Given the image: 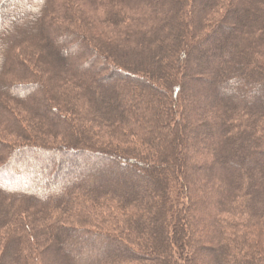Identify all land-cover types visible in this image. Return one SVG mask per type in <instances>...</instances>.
<instances>
[{"label":"trees","instance_id":"16d2710c","mask_svg":"<svg viewBox=\"0 0 264 264\" xmlns=\"http://www.w3.org/2000/svg\"><path fill=\"white\" fill-rule=\"evenodd\" d=\"M0 264H264V0H0Z\"/></svg>","mask_w":264,"mask_h":264},{"label":"rangeland","instance_id":"374dc122","mask_svg":"<svg viewBox=\"0 0 264 264\" xmlns=\"http://www.w3.org/2000/svg\"><path fill=\"white\" fill-rule=\"evenodd\" d=\"M248 14H254V15H257L258 13H259V11H258V9H257V7H254V8H252V7H248L247 8V11H246ZM231 26H233V24L231 25ZM227 32V29H224L223 30V32L221 33V34H219L218 36H216V41H222V37H224V34ZM67 52H68V50H67ZM202 53H205V51L204 50H202ZM116 79H123V80H126V79H128V77H120V78H116ZM186 84L188 85L189 84V81H186ZM191 85V84H190ZM194 91V90H193ZM33 92V91H32ZM193 93H196V92H193ZM192 93V91H191V93H190V97L188 98V104H196L197 102H198V98H195ZM226 93L227 92H220L219 94L221 95V96H224V95H226ZM193 94V95H192ZM239 95H242V96H244V94L241 92ZM193 127V124H191V123H189L188 124V126L186 125H184V123H183V126H182V130L180 131V136L179 137H176V143L179 145V148H182V149H184V148H186V147H189V151H188V154H192V156H193V153H194V151H196L195 149H197V146H198V144H196V141H191V140H189L188 138H187V128H192ZM184 138H186L187 139V143L185 144V143H183V139ZM220 144V143H219ZM185 146V147H184ZM187 153V152H186ZM180 155V157H182V160H185L184 158H185V156L183 155V154H179ZM68 160H69V162H71V164H73L72 165V167L74 166V165H77V164H79V162H80V166H81V168L82 167H84V168H86L87 166H90L89 164L90 163H88L87 161V164H86V162H84L83 160H79V159H77V160H74V161H70V159H72V158H70V157H68L67 158ZM187 160V159H186ZM71 168V167H70ZM83 168V169H84ZM101 169H104V168H101ZM78 172V171H77ZM164 176V173L163 172H161V171H158V172H155L154 174H152V179H162V177ZM138 177V179H139V181H140V183L141 184H145V182H146V180L142 177V175L140 174V175H138L137 176ZM190 177H192V179H194V183H196L197 184V186L199 187V184L202 182V178L203 177H200V178H197V177H194L193 176V174H190ZM200 187H201V184H200ZM204 198H205V196L204 195H200V194H198V195H196V200L197 201H203L204 200ZM198 206V205H197ZM194 207L193 209H194V211H195V214L196 215H200V214H202V208L199 206V207ZM195 215V216H196ZM189 224V226H191V224L190 223H188ZM207 225V223L206 222H204V224H203V226L205 227ZM187 237L186 236H184L183 237V239H186ZM168 241H171V239L170 238H168L167 239ZM187 240H189V238L187 239ZM166 254V253H165ZM166 257H168V255L166 254Z\"/></svg>","mask_w":264,"mask_h":264},{"label":"bare ground","instance_id":"6f19581e","mask_svg":"<svg viewBox=\"0 0 264 264\" xmlns=\"http://www.w3.org/2000/svg\"><path fill=\"white\" fill-rule=\"evenodd\" d=\"M78 166H73L72 168L69 169V171L66 174L71 173L72 171H74L75 169H77Z\"/></svg>","mask_w":264,"mask_h":264}]
</instances>
